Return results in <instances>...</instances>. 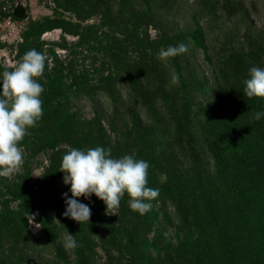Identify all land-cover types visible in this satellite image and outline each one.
Returning a JSON list of instances; mask_svg holds the SVG:
<instances>
[{"label":"rangeland","instance_id":"1","mask_svg":"<svg viewBox=\"0 0 264 264\" xmlns=\"http://www.w3.org/2000/svg\"><path fill=\"white\" fill-rule=\"evenodd\" d=\"M90 1V6L85 5ZM134 2L137 10L144 7V0ZM19 3L27 9L26 18L13 15ZM155 8L156 13L133 19L122 0H0V66L13 70L34 48L47 55L43 76L37 78L44 87L43 93L47 92L45 78L51 71L62 69L69 82L74 74L80 76L73 85L79 94L71 97V111L78 116L76 139L73 143L60 140L58 144L44 145L26 135L19 143L24 153L21 171L11 178L0 177V188L6 189L21 176L41 192L58 188L68 193L71 186L63 182L64 173L59 170L69 148L101 146L111 148V155L116 158L134 155L147 161L149 143L153 142L163 162L159 190L168 183L181 193L150 201L151 209L158 214L151 233L147 235L137 225L133 242L125 237L109 249L104 248L105 236H97L86 249L87 259L80 263L76 248L66 249L63 244L68 258L58 259L54 244L37 242L27 233L26 240L20 242L13 237L4 244L0 239V264H125L136 256L142 259L139 244L147 240L168 247L160 254L152 248L145 251L163 262L202 245L219 251L224 239L233 247L234 216L240 207L237 200L242 201L241 193L251 190L243 182L249 174L233 159L222 165L216 163L213 148L223 137L209 131L206 136L202 126L212 110L225 117L221 99L224 90L230 92L239 87L244 94L250 68L264 67V0H158ZM196 17L206 33L210 59L191 42L187 53L178 56L190 88L193 107L189 119L197 138L200 163L192 159L190 136L185 128H180L179 115L182 121L185 118L181 81L172 83V77L178 76L172 62L170 58L162 60V69L174 102L160 90L153 76L148 79L154 73L146 65L152 60L151 52L143 49L153 45L157 34L193 30ZM61 20L63 25H59ZM49 26L55 27L48 29ZM4 71L0 72V80ZM199 84L207 85V90ZM108 89H114L118 98H112ZM252 98L264 105V98ZM51 108L47 107L42 122L51 118ZM76 199L88 205L83 196ZM126 208L129 205L122 198L116 214L111 215L120 216ZM55 214L61 227L60 241L64 243L67 231L61 219L63 212L56 209ZM146 214L132 212L129 216L137 221L136 216ZM35 225L34 221L30 223V232H40ZM0 234L9 236L4 229Z\"/></svg>","mask_w":264,"mask_h":264},{"label":"trees","instance_id":"2","mask_svg":"<svg viewBox=\"0 0 264 264\" xmlns=\"http://www.w3.org/2000/svg\"><path fill=\"white\" fill-rule=\"evenodd\" d=\"M157 1L144 0V7L141 10L136 9L134 0H122V3H124L127 10H130V15L134 19L144 17L142 16L144 13L149 15L156 13ZM91 4L90 1L85 5L90 6ZM107 10L110 11L109 6ZM59 22V25H61L63 20ZM52 27L55 26H49L48 29ZM181 42L187 46L189 42L193 43L196 49L204 52L206 59H210L206 33L197 17L195 18L193 30L174 35L157 34L153 37V45L143 48L145 52H151L152 60L146 65L151 66L154 70V73L148 79L153 76L155 81L160 84V90L170 97L172 102L174 100L168 93V79L162 69L163 64L162 60L158 58V53L169 45L176 46ZM170 60L181 81L180 91L185 118L182 121L179 115L180 128L182 130L185 128L190 136L189 144L192 159L200 163L201 156L197 150V138L192 134L189 119V113L193 107L190 88L183 77L179 56L171 57ZM7 69L9 68L0 66V72ZM144 76L148 75L145 74ZM78 78L80 76L74 74L71 79L72 82H69L67 74L62 69L47 74L45 78L47 92L42 93L41 99L43 114L47 107L51 105V118L46 122H42L40 119L35 127L28 129L29 137L33 138L34 142L38 141L44 143V145H51L58 144L60 140L73 143V140L76 139L78 116L76 112L71 111V97L79 94L78 89L73 87L76 83L75 79ZM198 87L202 88L203 86ZM203 88L207 90L208 86L205 85ZM107 93L114 99L119 96L114 89H110ZM221 99L226 112L225 117L217 114L214 110L210 111L206 123L202 126L204 128L203 133L208 136L209 131L213 136L223 137L220 144L213 148L216 163L222 165L226 160L233 159L238 166L248 172L249 175L245 176L243 182H246L245 185L251 188V190L241 193L240 199L242 201L237 200L240 207L234 216L236 224L233 247L224 239L219 251L214 252L211 247L202 245L196 248L195 251L183 253L182 256L177 255L171 261L163 262L145 251L149 252L148 248H152L154 252L160 254L168 247L157 246L147 240L143 244H139V247L141 245L143 249L140 248L143 251V260L136 256L133 262H125V264H264V117L259 120L254 119L256 112L264 113V105L257 104L253 98L244 96L243 90L239 87H234L230 92L224 90ZM173 106L175 107L176 103ZM149 147L150 155L147 158L150 165L148 186L158 188L159 176L163 171V162L158 155L157 146L150 142ZM26 180L24 177L19 176L10 183V186H6V189L0 188V233L3 229L9 233L8 238L0 234V239L4 244L6 243L5 240L11 241L9 239L13 237L15 242H20L26 240V234L28 233L30 239L37 242L54 244L57 258L67 259V250L63 246L64 243L60 241L59 230L61 227L56 223L55 216L56 209L58 211L62 210L63 213L66 209L65 198L62 195L65 192L58 188L41 192L34 186H29ZM67 192L70 193V191ZM180 194L179 190L165 183L162 189L159 190V196L151 201L155 202L168 196H179ZM91 196L94 199H86L90 209H93L89 223L80 224L64 215L61 217L63 228L67 233L69 232L74 236L79 245L76 247L79 256L78 263L87 259L86 249L91 247L93 238L97 236H105V238H102L105 239L104 248L109 249L118 245L120 240L125 237L128 238L129 242H133L132 233L136 231L137 225L147 235L152 232L153 223L158 215L154 209L148 211L146 216H136L137 221H134V216L129 215H132V212L135 214H138V212L132 211L130 207L126 208L125 211L123 210L120 216H112L106 212L102 200L97 198L95 194ZM123 199L128 203L129 196L127 193ZM79 202L86 204L85 201ZM247 210H250L249 214ZM33 214H35L34 222L40 226V232L38 233L30 232L29 221L31 220L30 216ZM216 222L218 223V217ZM222 236L224 237V232H222ZM229 258L234 260L233 263H229L231 262ZM112 260L114 261L115 257H112Z\"/></svg>","mask_w":264,"mask_h":264},{"label":"clouds","instance_id":"3","mask_svg":"<svg viewBox=\"0 0 264 264\" xmlns=\"http://www.w3.org/2000/svg\"><path fill=\"white\" fill-rule=\"evenodd\" d=\"M188 46L181 42L169 45L158 53V58H168L187 53ZM46 53L31 49L13 67L5 70L0 80V177L11 178L19 173L24 163L20 141L29 135L28 129L35 127L43 116L41 95L44 87L37 78L43 76ZM249 77L244 81V95L249 98H264V67L253 66ZM179 77L173 76L172 83H178ZM264 113L256 112L254 119L259 120ZM149 163L137 159L134 155L116 158L111 148L96 146L86 150L69 148L62 157L60 166L64 173L63 182L70 184L68 193H63L66 209L63 213L82 224L90 221L91 209L79 202L78 197L89 199L92 194L106 205V212L116 214L121 199L127 193L128 205L141 215L151 210L150 201L159 196V189L148 186ZM34 215L30 223L34 221ZM39 228L38 224L35 225ZM66 249L78 247L76 239L69 232L63 237Z\"/></svg>","mask_w":264,"mask_h":264},{"label":"water","instance_id":"4","mask_svg":"<svg viewBox=\"0 0 264 264\" xmlns=\"http://www.w3.org/2000/svg\"><path fill=\"white\" fill-rule=\"evenodd\" d=\"M27 9L26 7L22 4V3H19L15 8H14V16H16L17 18L19 19H23V18H26L27 16Z\"/></svg>","mask_w":264,"mask_h":264},{"label":"built area","instance_id":"5","mask_svg":"<svg viewBox=\"0 0 264 264\" xmlns=\"http://www.w3.org/2000/svg\"><path fill=\"white\" fill-rule=\"evenodd\" d=\"M6 1H9V0H6Z\"/></svg>","mask_w":264,"mask_h":264}]
</instances>
